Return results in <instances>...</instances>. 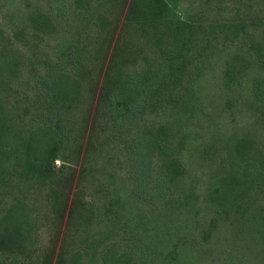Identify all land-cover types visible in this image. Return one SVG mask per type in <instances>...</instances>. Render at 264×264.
Returning <instances> with one entry per match:
<instances>
[{"label": "rangeland", "instance_id": "obj_1", "mask_svg": "<svg viewBox=\"0 0 264 264\" xmlns=\"http://www.w3.org/2000/svg\"><path fill=\"white\" fill-rule=\"evenodd\" d=\"M169 1L194 29L186 56L167 63V83L155 92L162 100L118 124L100 106L116 47L137 61L126 70L142 76L168 44L160 49L150 31L127 22L124 0H0V104L11 112L18 160L4 173L0 207L22 204L33 223L22 249L0 247V264H43L54 245V264H105L113 250L119 264H264V0ZM44 19L49 27L38 25ZM57 71L82 84L63 115L70 147L61 175L74 177L77 202L59 237L50 191L18 166L20 143L43 119L37 82ZM144 125L165 127L170 138L166 152L153 149L154 179L172 159L183 165L172 206L135 193L127 146Z\"/></svg>", "mask_w": 264, "mask_h": 264}, {"label": "trees", "instance_id": "obj_2", "mask_svg": "<svg viewBox=\"0 0 264 264\" xmlns=\"http://www.w3.org/2000/svg\"><path fill=\"white\" fill-rule=\"evenodd\" d=\"M80 1L87 2V0ZM124 1L125 9H127V22L130 21L146 32L150 31L149 34L155 45L162 49L168 44L170 53H167L161 60H148L144 73L138 76L137 73L134 74V70H126L129 63L136 64L137 61L121 58L119 49L116 47L110 66L107 69L104 67L103 70L105 84L103 80L100 106L102 112L118 124H123L128 117H136L138 113H142V109L147 107L153 98L160 101L162 97L159 98L155 92L158 85L162 84L164 87L167 83V74H169V72L166 74L167 63L171 61L172 64L174 57L185 58V43L190 41L194 30L192 24H189L191 22L188 23L173 16L169 0ZM37 22L42 28L49 27L45 19ZM113 41L109 40L101 44L97 53L99 58H107ZM35 89L39 92L38 97L41 94L45 96V101L40 106L43 119L39 125L27 133L26 140L20 143L23 156L18 166L23 169L30 181L34 180L50 191L51 206L57 222L56 236L59 237L69 214V208L77 202V197L71 198L74 177L70 180L61 175L63 169L69 164L65 155L70 147L69 121L64 119L63 115L70 113V110L79 102L82 84L68 73L57 71L52 76L38 81ZM10 113L5 105L0 104V187L7 185L4 173L14 165V162L18 163V160L13 158L15 147L10 139L13 131ZM25 129L26 127L22 130ZM169 141L168 130L165 127L155 129L154 126L144 125L138 128L136 135L130 139L127 146L134 171L135 193L140 198L157 205L166 202H169L170 206L174 205L173 186L176 181L179 183L183 176L182 163L172 159L165 163L157 179L153 177L152 159L155 155L153 149L155 147V150L161 149L166 152L165 145H168ZM156 143L158 147L155 146ZM58 161L61 167H57ZM176 202H179V199L176 198ZM2 209L0 207L2 210L0 213L3 212L0 215V229L2 230L0 231V247L4 246L11 251L22 249L33 229L28 210L19 203ZM59 250L61 257L63 251ZM57 252L58 247L54 245L44 257L43 264H54ZM120 260L117 251L113 250L107 253L104 262L105 264H119Z\"/></svg>", "mask_w": 264, "mask_h": 264}]
</instances>
